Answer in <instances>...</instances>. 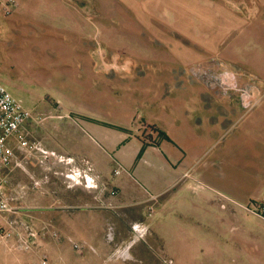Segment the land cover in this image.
Here are the masks:
<instances>
[{
  "label": "crops",
  "instance_id": "1",
  "mask_svg": "<svg viewBox=\"0 0 264 264\" xmlns=\"http://www.w3.org/2000/svg\"><path fill=\"white\" fill-rule=\"evenodd\" d=\"M69 1L37 0L30 9L24 6V0H16L17 7L11 16L5 15L8 17L4 19V33L7 35L12 27L22 25L24 33L54 37V44L60 40L67 53L66 63L72 65L66 75L74 77L77 70L73 66L81 68L85 61L79 62L80 58L70 57V53L89 51L84 37L92 36L95 27L84 14L74 12ZM117 1L124 9L120 8L115 18L124 21V29L139 27L137 34L151 35L160 29L166 35V42L152 45L142 39L133 49L125 47L135 63V69L127 74L126 102L119 101L111 109L108 95L105 108L99 113H81L75 117L70 111L62 110L53 114L60 124L56 135L50 140L44 139L45 135L41 136L42 140L36 139L41 149L55 156L41 162L38 152L15 147L23 152V160L29 165L37 161L45 168L60 165L65 178L71 180L69 187L65 185L55 193L56 206L46 207L41 215L39 233L44 226L54 228L60 232V239L51 237L49 232L39 234L35 239L39 252L48 256L50 264H108L111 251H116L133 230L123 212H144L147 203L153 202L150 225L172 263L201 264L197 256L210 254L207 256L212 259L220 248L206 239L201 230L186 233L181 228L184 219L189 221L188 228L197 225L205 228L210 217L214 227H220L224 221L222 214L218 215L222 210L212 193L193 187L197 182L200 187L221 191L237 203L236 212L229 214L239 218L251 235L258 232L260 253L264 255V229H256L252 213L239 207L252 200H264V166H261L264 165V104L239 122L238 97L223 95L213 81L218 60L235 66L240 60L247 66L253 65L250 58L243 60L236 55L245 43L248 55L251 47L264 52V0H198L201 1L199 24L211 23L204 29L191 27L193 21L187 10L194 0ZM0 14H3L1 10ZM97 15L96 19L102 20L104 35L109 34V21L114 16L106 11ZM144 26L149 27L144 30ZM229 35H235L236 42L225 49L222 43ZM75 39L86 44H72ZM26 57L27 67H34L35 58ZM48 60L46 67L55 66L51 58ZM261 113L262 117L258 116ZM138 119L164 133L157 143L147 144L138 133L132 132L137 129ZM32 121L37 122L34 115L26 124L33 136L29 128ZM15 157L0 169L1 177H5L3 171L14 163ZM115 164L121 167L117 174L113 173ZM81 180L83 187H79ZM94 180L100 185L97 190ZM1 196L8 199L3 191ZM192 222L194 225L189 227ZM50 238L55 241L51 243ZM134 239L130 244H135V255H131L127 244L130 256L115 261L126 264L125 258L129 257L142 260L136 244L141 240ZM142 240L144 247L146 240ZM75 241L84 244L82 253L73 248ZM238 242L243 245L245 236L238 237ZM149 256L154 264L158 263Z\"/></svg>",
  "mask_w": 264,
  "mask_h": 264
},
{
  "label": "rangeland",
  "instance_id": "2",
  "mask_svg": "<svg viewBox=\"0 0 264 264\" xmlns=\"http://www.w3.org/2000/svg\"><path fill=\"white\" fill-rule=\"evenodd\" d=\"M24 1L26 3L24 6L30 9L31 3L35 4L37 2V0L35 2L32 0ZM116 1H69L72 10L76 13L84 14L88 22L95 27L92 36L84 37V40L89 43V51L70 53V57L80 58L79 62L85 61L84 66L81 68L73 66V69L77 70L74 77L66 75L72 65L66 63L67 53L63 50L64 46L59 42L60 40H57L58 44H54V37L49 38L43 33L34 35L24 33L22 25L12 27L9 33L5 35L7 32L4 33V27L6 26L4 19L8 16L0 14V48L3 47L0 53V82L11 94L19 98L26 107L31 109L37 120V122L32 121L29 124V128L33 132L32 137L41 139V136L45 135L46 138H43L46 140L54 137L60 124L58 123V118L53 114L62 110L70 111V114L75 117L81 116V113H99L105 108L108 95H110L111 99V109L117 107V102L119 101L126 102L127 100L124 96H126V86L128 85L127 74L135 69V63L133 62V55L129 51L124 50L125 47L131 46L133 49V46L142 42V39L152 45L164 43L166 35L164 33L162 35L160 29H158L159 32L155 30L156 34L154 35L142 32L137 34L136 31L139 27L135 29L136 27L133 26L132 30L124 29V21L115 18L120 8L124 9V6ZM153 1L157 2L158 0ZM200 3L201 1L198 0L191 1L189 10H187L190 19L193 21V26L191 25L193 29H204L211 26V23L207 22L199 24ZM18 11L20 12V10ZM105 11L110 12L114 16L109 21L111 30L107 35H104L101 29L102 20L96 19L97 14H102ZM146 11L148 15H151L149 9H146ZM149 26L142 28L146 30L145 28ZM157 27L161 26L157 24ZM119 29H121L123 35L119 33ZM234 36L229 35L224 39L222 46L225 49L230 48L236 42ZM84 40L78 42L86 44ZM74 43L79 44L76 39L72 44ZM28 55H32L35 58L36 62L34 61L33 63L36 65L34 67H27L25 62ZM236 55L243 60L250 58L253 65L247 66L244 61L240 60L237 61L236 67L225 61L218 60L213 73L216 78H213V81L223 95L232 94L238 97L239 122H241V120L245 121L252 112L260 108L259 106L262 103L264 104V84L262 82L264 81V52L260 49L254 50L251 47L250 55H248L245 43L243 48L238 49ZM50 58L55 66L46 67V62ZM57 59L58 62H55ZM56 63L59 65H56ZM83 70L85 71L84 75H82ZM78 71H80L81 75ZM62 72L64 75H62ZM261 115L262 113L258 116ZM132 132L138 133L145 143L152 144L145 139L148 135L144 131L133 129ZM15 150L14 163L3 171L5 183L2 191L8 195L11 209L10 211L0 212V264H41L42 255H45L49 262L48 256L41 253L42 251L39 252V245L36 242L32 249L28 251L15 248L14 244L18 239L17 233L25 234L29 229H35L39 233L41 215L45 212L46 207L54 208L56 206L55 193L61 191L65 185L69 187L71 180L65 178V173L60 165L52 164L47 165V168H45L46 166L38 161L34 165H29L28 162L23 160V152L18 149ZM116 166L115 164L113 167L114 174H117L115 171ZM254 166L255 170L258 171V166L256 164ZM261 166L264 165L262 164ZM89 167L91 168L90 165ZM94 183L96 185L94 189H99L100 185L96 180H94ZM83 184L81 180V184H79L81 186L79 187H83ZM192 185L198 188L197 191L205 190L212 193L218 208L222 210L218 215L222 214L224 221L220 227H214L212 222L209 221L210 217L206 222L205 228H203V225L197 224V227H190L194 225V222L189 223L190 228H188L186 225L189 221L184 219L181 228H184L185 232L191 230V234L193 230H201L206 239H211L214 245L220 248L219 252H217L218 254H214L212 259L207 256L210 254L201 255V258L197 256L198 262H201V264H264V255L260 253L261 241L258 232L251 235L249 233L250 230H247L239 218L229 214V212H236L237 203L219 190L208 186L200 187V183L197 182ZM252 201L264 203L262 199ZM147 204L148 207L144 212H137L136 210L123 212L126 216L125 220L129 222L131 228L133 225L136 228V224H139L143 227V231L137 235L132 230V233L125 239L124 243L117 246L116 251L115 249L111 251L113 255L109 254L112 259L109 260L108 264H123L121 261L115 260L118 257L130 256L126 246L127 244L129 246L135 240L134 238L141 240L136 242V244L138 243L137 249L141 251L139 255L142 256V260L130 257L126 259L124 257L126 264H154V260L149 256L150 254L156 261L158 260L157 264H175V262H167L172 258L163 250V245L158 244L155 230L151 227L149 220L152 214L153 202H148ZM239 207L243 209L240 204ZM243 210L247 212L245 209ZM251 218L255 221L256 229H259L258 227L264 229V217L251 214ZM7 230L12 232L11 236L1 238L2 232ZM241 235L245 236L243 245L238 242V237L240 239ZM142 239L146 240V243H144L147 245H144V247ZM53 241L55 240L50 238V242L52 243ZM141 245L142 247H140ZM149 247L153 251L150 252ZM134 250L135 244H130L129 252L131 255H135ZM179 255L183 256L184 253H179ZM238 255L240 259H236ZM146 256L147 258H145ZM193 260L190 262L193 263ZM180 264H186V262H181Z\"/></svg>",
  "mask_w": 264,
  "mask_h": 264
},
{
  "label": "built area",
  "instance_id": "3",
  "mask_svg": "<svg viewBox=\"0 0 264 264\" xmlns=\"http://www.w3.org/2000/svg\"><path fill=\"white\" fill-rule=\"evenodd\" d=\"M16 7V0H0V10L4 15H10ZM32 116L31 109L26 107L19 98L11 94L0 82V169L8 166L12 162L16 146L25 148L29 152H38V159L41 162H45L50 157L55 156L54 153L41 149L38 139L32 137L30 134L26 124ZM137 129L144 131L148 135L145 139L150 143L155 144L159 140L160 135L157 129L141 119L137 120ZM120 168V165H117L115 171L118 173ZM4 182V177L0 176V212L10 211L11 209L8 199L1 196ZM241 206L249 213L264 217V203L251 201ZM132 228L137 233L135 225ZM46 232H49L51 237L60 239L61 235L57 229L44 226L40 233L33 229H29L25 234L17 233L18 239L14 246L20 250H31L36 242V237ZM11 234L12 232L8 230L4 231L1 234V238H8ZM72 246L78 253H82L85 247L83 243L77 241L73 242ZM167 262L171 263L172 261L169 259ZM40 263L49 264L45 255H42Z\"/></svg>",
  "mask_w": 264,
  "mask_h": 264
},
{
  "label": "bare ground",
  "instance_id": "4",
  "mask_svg": "<svg viewBox=\"0 0 264 264\" xmlns=\"http://www.w3.org/2000/svg\"><path fill=\"white\" fill-rule=\"evenodd\" d=\"M136 230H137L136 234H139V233L141 234L143 231V228L139 224H136Z\"/></svg>",
  "mask_w": 264,
  "mask_h": 264
},
{
  "label": "trees",
  "instance_id": "5",
  "mask_svg": "<svg viewBox=\"0 0 264 264\" xmlns=\"http://www.w3.org/2000/svg\"><path fill=\"white\" fill-rule=\"evenodd\" d=\"M157 131H158L160 137H162L164 135V133H162L160 130H157Z\"/></svg>",
  "mask_w": 264,
  "mask_h": 264
}]
</instances>
